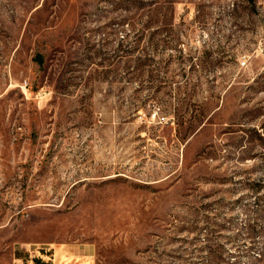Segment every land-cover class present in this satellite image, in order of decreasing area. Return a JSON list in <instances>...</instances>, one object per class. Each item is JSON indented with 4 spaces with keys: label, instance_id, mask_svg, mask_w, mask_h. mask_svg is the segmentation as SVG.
Wrapping results in <instances>:
<instances>
[{
    "label": "rangeland",
    "instance_id": "374dc122",
    "mask_svg": "<svg viewBox=\"0 0 264 264\" xmlns=\"http://www.w3.org/2000/svg\"><path fill=\"white\" fill-rule=\"evenodd\" d=\"M264 264V0H0V264Z\"/></svg>",
    "mask_w": 264,
    "mask_h": 264
},
{
    "label": "crops",
    "instance_id": "0c3cea01",
    "mask_svg": "<svg viewBox=\"0 0 264 264\" xmlns=\"http://www.w3.org/2000/svg\"><path fill=\"white\" fill-rule=\"evenodd\" d=\"M17 264H46L44 257L35 255L26 256V254L20 253L17 257Z\"/></svg>",
    "mask_w": 264,
    "mask_h": 264
}]
</instances>
